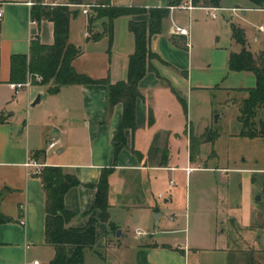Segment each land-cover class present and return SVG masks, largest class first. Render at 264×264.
Wrapping results in <instances>:
<instances>
[{
  "label": "crops",
  "instance_id": "0c3cea01",
  "mask_svg": "<svg viewBox=\"0 0 264 264\" xmlns=\"http://www.w3.org/2000/svg\"><path fill=\"white\" fill-rule=\"evenodd\" d=\"M67 1L53 0L52 4ZM99 1L82 0L83 4ZM167 1L108 0L112 6L143 9L113 20L111 42L103 31L104 18L90 23L92 10L86 15L80 6L72 4L69 42L81 51L72 61L74 69L112 84L125 81L128 57L134 51V35L128 30V22L148 20V10L165 7ZM189 2L183 0L169 6L162 31L148 37L150 51L162 61L152 59L154 71H148L138 82L140 96L134 104V128L124 130L125 146L115 155L113 138L121 124L123 106L117 102L109 107L108 89L103 83L63 85L54 93H49L50 84H45L39 94L38 103L43 105L38 121L51 132L45 136L41 130V137L33 142L30 128L36 120H28L24 123L25 140L14 138L20 92L14 94L10 87L11 56L27 54L33 39L52 44L53 23L30 22L33 0H0V115L4 119L0 122V211L10 219L0 224V264H32L34 260L41 264V254L48 263L53 254L44 240L45 193L39 175H27L24 163L29 159L60 166L76 177L79 184L64 195L65 207L74 213L67 226L82 227L89 220L96 221L94 244L101 264L249 263L248 251L237 248L240 242L251 250L264 252V168L234 167L228 162L222 166L208 165L210 156L220 158L215 149L219 136L212 142L194 141V154L190 156L191 139L197 140L206 129H211L214 110L209 93L213 88L234 95L226 103L231 99L230 103L238 109L239 101L247 96L245 89L255 85L252 72H229V53L240 50L231 36L230 24L244 29L250 51H264V30L259 29L264 27V8H254L247 0H220V6L214 8L230 12L226 36L239 45L238 50L223 51L219 45L221 25L214 26V41L211 30L199 32L192 23L199 24L207 10L188 7ZM248 12H260L263 16L253 30L239 21ZM212 19L217 22V14ZM75 21L80 28L79 37L73 34ZM176 27L187 29L189 36L176 32ZM85 31L99 37H86ZM204 39L215 54H220L218 74L207 70V66L217 68L216 57L215 62L210 58L207 66L201 59L198 49L202 48H197V43L202 44ZM223 68L229 72L230 80L226 82H222ZM37 85L40 84L30 87ZM26 101L31 102L28 92ZM201 104L204 115L198 121L194 109ZM238 116L239 113L237 119ZM241 129L232 135L249 140L261 138L241 136ZM19 134L23 135V130ZM51 140L56 144L48 148ZM165 149L168 156L162 164ZM37 150L44 154L35 159L32 155ZM245 160L243 157L242 161ZM104 170H108V222L99 218L100 210L94 207L96 186ZM209 173L212 176L205 175ZM183 196L182 211L177 204ZM191 201L192 233L190 227L187 230ZM20 218L25 220L24 224L19 223ZM109 223L115 226L113 230ZM136 228L149 234L136 235Z\"/></svg>",
  "mask_w": 264,
  "mask_h": 264
},
{
  "label": "trees",
  "instance_id": "16d2710c",
  "mask_svg": "<svg viewBox=\"0 0 264 264\" xmlns=\"http://www.w3.org/2000/svg\"><path fill=\"white\" fill-rule=\"evenodd\" d=\"M44 0H33L31 18L36 22L49 20L53 23V42L43 44L38 39L29 43L27 54H14L10 59V82H24L27 76L32 77V84H50L49 93L57 92L63 85L70 84H106L108 89V104L112 108L117 102L123 106L122 120L118 132L113 138L114 154L116 155L125 146L124 130L134 128V104L140 96L138 82L148 72L154 71L152 59L160 57L151 52L148 47V37L162 31V23L169 14V6L179 5L183 0H168L165 7L151 8L148 10L149 19L128 22V30L134 35V51L128 57L127 77L123 82L115 84L108 80L93 79L86 74L77 72L72 61L81 53L80 49L69 42V21L73 15L70 6L83 4L82 0H68L66 3L43 4ZM254 8H264V0H247ZM98 6L91 10L90 23L99 18H104L103 31L108 35L109 42L113 36V20L121 15H128L143 9L112 6L108 0L95 2ZM195 7L214 8L220 6V0H190ZM231 36L240 45L239 51H231L228 56L227 66L230 71H249L255 77V85L245 89L247 96L238 103L239 116L242 129L241 136L264 138V51L254 54L246 46L245 31L240 26L231 23ZM99 34H94L92 39H97ZM172 43L176 44L173 37ZM35 75L41 77V81H35ZM259 111H262L258 117ZM4 119L0 115V122ZM218 136V132L206 129L195 140L193 137L191 157L194 154L193 143L212 142ZM43 150L34 151L32 157L40 158ZM167 150L162 153L161 163L167 161ZM108 170H104L97 184V192L94 207L100 210L99 218L108 222ZM39 178L45 193V243L53 247L54 253L49 264H84V252L86 249L98 253L95 247V220H89L82 227H70L67 223L74 217V213L64 205L65 193L79 182L73 174L66 173L60 166L45 165ZM262 192L264 194V183ZM264 216V214H263ZM10 219L0 211V224ZM109 228L114 225L109 223ZM258 254V256H256ZM249 264H264V252L251 250L249 252Z\"/></svg>",
  "mask_w": 264,
  "mask_h": 264
},
{
  "label": "rangeland",
  "instance_id": "374dc122",
  "mask_svg": "<svg viewBox=\"0 0 264 264\" xmlns=\"http://www.w3.org/2000/svg\"><path fill=\"white\" fill-rule=\"evenodd\" d=\"M46 1L51 2V3L53 2V0H46ZM57 1H61V0H57ZM54 3L56 2L54 1ZM216 14H217V22L214 21L208 15V12H206L205 16L199 22V24H195V22H193L192 26H194L199 32L201 31L208 32V30H211L212 41H214L213 39V35H214L213 32L215 28L214 26H216L217 24L221 25L220 30H218L220 32L219 45L222 47L223 51L224 50L226 51L227 50H238L237 48L239 47V45L229 40V38L226 36V34L229 31V24H227L226 21L228 18H230V12L217 11ZM232 18L233 20H236L235 17H232ZM262 18L263 16H262V13L260 12H248L247 16L243 18V20H239V21H241L242 25L247 26L250 30H253L254 29L253 26L256 24H259ZM76 25H77V22L76 21L73 22V34L74 36L79 37L80 28ZM92 34L93 32H91V36H93ZM81 39L84 40L83 37H81ZM208 44H209L208 40L204 39V42L202 44L197 43V48H202L198 50L200 52L201 59H203L206 62V66L207 64H209L208 60L210 58L212 59V61L215 62V57H216L217 68L216 69L213 67L209 68L207 66L208 68L207 70H210V73L218 74L221 71V69H219V66H218L219 64L218 62L220 60V57H219L220 54L219 53L215 54V52H213V48L209 47ZM221 64H223V60ZM223 69H224V72H223L224 75L222 78V82H226L230 80L229 72L231 73V71L228 72L227 68H223ZM232 82H235L234 78L232 79ZM44 88H45L44 85H37L35 87L23 88L20 91V96H19L20 103L16 105V109H15L17 111L16 113L17 121L19 122L17 127H15L14 138L16 140H19L21 142L25 140L26 126L24 125V123L26 124L28 120L30 121L36 120L35 122L33 121L31 128H30V135H31V139L33 140V142L41 137L42 131L45 133V136L47 133L51 132V129L49 128L47 129V127L46 128L41 127V124L38 121L39 115L41 113L40 110L43 104L37 103L36 105L32 106L33 101L40 94V92L44 90ZM27 92L30 95V99H31L30 104H27V101H26ZM209 95L211 98V101H210L211 108L212 110H214V114L212 115L211 129L213 132H218L219 137L216 141L215 149L217 153L219 154L220 158H217L216 160L215 157L210 156L207 159V164L215 165V166H222V165H225V162H228V165L234 166V167L243 166L245 168H256V169L264 168V138H256L255 140H249L247 138H240V137H235L234 135H232L233 133H236L240 128H242L240 121L237 119V115L239 112H238L236 105L230 103L231 99L230 101L226 103V100L228 98H232V96L234 95L226 93L225 91L220 90L216 87L213 88V90L209 93ZM194 113L195 115L199 116L197 117L198 119L195 118ZM194 113H193L194 115L193 121H195V119L198 121L202 119L204 115L202 104L200 105V107H196L194 109ZM261 114H262V111H259L258 117H260ZM219 115H220V118H218ZM22 130L24 134L20 135L19 133ZM210 151H211V146H209L207 153L210 154ZM243 157L246 158L245 161H242ZM228 173L232 175V172H228ZM205 175H207L208 177L212 176L211 173L205 174ZM192 192H193V189H192ZM184 199H185L184 196L181 197V199H179L178 204H177V207L181 208L182 211L184 210V201H185ZM257 203L258 202L254 201V204H257ZM193 210H194V204H193V201H191L190 207H188L187 209L188 213L190 214V217H189L190 225H187V230H188V227H190L191 233L193 230V225H192ZM50 247L53 249L52 246ZM237 248L239 250L243 249V251H248V253L252 249L248 245H243L242 242L239 243ZM100 252L104 254L103 251L100 250ZM52 253H54V250ZM256 256H258V254ZM99 257H100L99 253L93 254L90 250L86 249L84 264H101L100 262L102 259H100ZM38 258L41 264H49V261L51 260L50 258V260L47 263L46 261L47 257L44 254H41L40 256H38ZM240 264H249V263L240 261Z\"/></svg>",
  "mask_w": 264,
  "mask_h": 264
},
{
  "label": "built area",
  "instance_id": "2783aa9c",
  "mask_svg": "<svg viewBox=\"0 0 264 264\" xmlns=\"http://www.w3.org/2000/svg\"><path fill=\"white\" fill-rule=\"evenodd\" d=\"M43 4H49V5H53L52 3H49L47 2L46 0H44L42 2ZM30 4H33V3H30ZM190 2L188 4V7H190ZM77 6H80L82 8V13L83 14H88L91 9L93 7H96L98 6V4H96L95 2L94 3H88V4H79ZM219 8H206L208 14L212 17V18H215L216 17V11L218 10ZM1 17H2V11L0 9V20H1ZM32 24H35L36 21L35 20H31L30 21ZM259 29L260 30H264V27L263 26H259ZM176 32H178L179 34H182L186 37L189 36V32L187 29L185 28H180V27H176ZM84 36L86 37H89L91 36V32L89 31H85L84 32ZM187 45H189L188 41L186 42ZM32 77L31 76H27L26 80L24 82H12L10 83V87L11 89L13 90L14 94H18L23 88H28L32 85ZM35 81L39 82L41 81V77L39 75H35ZM56 144V141L54 140H51L50 142H48L47 144V147L48 148H52L54 147ZM25 167L28 169L27 171V175H39L42 168L45 166L44 163H41V162H38L36 160H33V159H29L27 160L25 163H24ZM19 223L20 224H24L25 223V220L23 218H20L19 219ZM135 234L136 235H147L149 234L148 232L142 230V229H139V228H136L135 229ZM32 264H38V261L37 260H34L32 262Z\"/></svg>",
  "mask_w": 264,
  "mask_h": 264
},
{
  "label": "water",
  "instance_id": "95a60500",
  "mask_svg": "<svg viewBox=\"0 0 264 264\" xmlns=\"http://www.w3.org/2000/svg\"><path fill=\"white\" fill-rule=\"evenodd\" d=\"M39 100H40V95H38V96L35 98V100H34L33 103H32V106H33V105H36V104L39 102ZM256 198H257V199H260V196L258 195ZM155 217H156V216H155Z\"/></svg>",
  "mask_w": 264,
  "mask_h": 264
}]
</instances>
